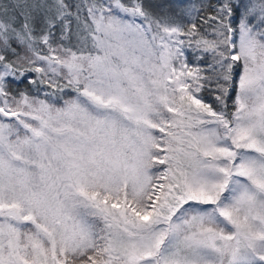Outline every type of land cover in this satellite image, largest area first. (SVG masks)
<instances>
[{"label": "snow or ice", "instance_id": "obj_1", "mask_svg": "<svg viewBox=\"0 0 264 264\" xmlns=\"http://www.w3.org/2000/svg\"><path fill=\"white\" fill-rule=\"evenodd\" d=\"M0 264H264V0H0Z\"/></svg>", "mask_w": 264, "mask_h": 264}]
</instances>
